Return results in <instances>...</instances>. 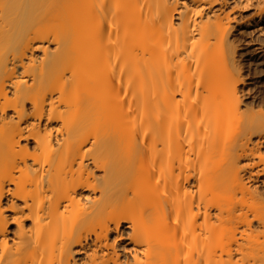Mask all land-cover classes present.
Masks as SVG:
<instances>
[{"label": "bare ground", "instance_id": "1", "mask_svg": "<svg viewBox=\"0 0 264 264\" xmlns=\"http://www.w3.org/2000/svg\"><path fill=\"white\" fill-rule=\"evenodd\" d=\"M263 34L264 0H0V264H264Z\"/></svg>", "mask_w": 264, "mask_h": 264}, {"label": "rangeland", "instance_id": "2", "mask_svg": "<svg viewBox=\"0 0 264 264\" xmlns=\"http://www.w3.org/2000/svg\"><path fill=\"white\" fill-rule=\"evenodd\" d=\"M250 38L253 39V37H250L249 35L242 36L241 41L239 42V45L237 47L240 53L239 59L242 63V73L246 75L244 76L245 85L249 88V92H247V90L242 92L241 98L246 102H251L255 99V102L257 103H264V34L259 37L260 40H250ZM259 43L262 45V47L260 49H254L258 46ZM260 108L263 107L255 106L253 110H258ZM260 148L264 150V141ZM13 228L14 225L10 224L9 230L11 231ZM258 236L259 241H262V234L259 233ZM225 246H227V244H225ZM230 246L236 248L233 243H231ZM217 254H220L219 250L217 251ZM221 258L223 259L224 264L229 263L226 262V254H222ZM239 258L240 255L234 257L235 260ZM258 258L259 256L255 254V251H249L248 254L244 255L240 260H237L236 262L238 264H252L253 262H256Z\"/></svg>", "mask_w": 264, "mask_h": 264}]
</instances>
